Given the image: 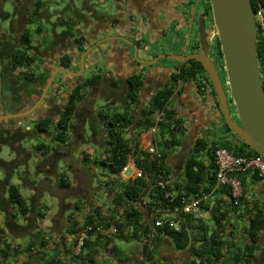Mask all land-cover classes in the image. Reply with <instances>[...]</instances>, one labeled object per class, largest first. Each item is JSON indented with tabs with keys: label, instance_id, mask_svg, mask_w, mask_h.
Returning <instances> with one entry per match:
<instances>
[{
	"label": "trees",
	"instance_id": "16d2710c",
	"mask_svg": "<svg viewBox=\"0 0 264 264\" xmlns=\"http://www.w3.org/2000/svg\"><path fill=\"white\" fill-rule=\"evenodd\" d=\"M35 8V9H34ZM34 14H39L40 3H34ZM210 11V7L208 8ZM254 9V5H253ZM32 13V16H33ZM36 17V16H35ZM34 22H31L33 24ZM36 32H39L37 29ZM258 34V31H257ZM30 33L25 30L19 37V48L14 51L0 52V60H7L8 63L2 67V73L7 76L13 73L17 68L26 69L35 61L36 57L29 55L27 49L30 44ZM216 52L222 57L218 40H215ZM139 46V45H137ZM199 49L198 42L191 51ZM264 47L261 40L256 37V54L258 65L261 69V59ZM60 66L68 68L70 66V57L61 58ZM25 82L29 83L36 80V76L32 72L22 73ZM100 75L88 78L83 85L76 86L69 94L67 107L63 112L61 120L54 126L53 142L65 145L69 140L67 132V123L73 120H80L82 113H76L78 103L83 100L81 90L84 88H93L99 84ZM195 82L198 91L210 88V95L214 99L216 111L220 114L218 102L215 93L206 77L202 66L194 60L182 62L177 71L169 73V82L166 86L159 90L151 99L148 110H141L139 91L143 82L139 75L133 74L127 77V93L125 102L127 109L120 113H110L108 110L101 111L99 115V124L105 132V150L103 156L96 160L84 162H92L94 165H100L108 170L112 176H118L121 170L131 159L135 167L141 171V175L128 183H119L118 191L113 194V213L109 217H103L97 209L89 211L86 215L80 229L83 231L87 227L92 230L87 233L83 239L82 246L77 253H67L60 258L58 249L48 251L45 246L48 240L41 238L40 233H33L36 223H40L46 217L48 207L35 206V195L24 199L19 188L14 185L7 187L6 193L8 198L0 199V209L7 211L5 215V227L11 234H22L28 237L27 243L16 245L4 242L0 249V256L4 260L15 259L19 256H26L31 264H96V255L99 249L107 250L106 247L111 245L112 238L122 242H143V258L135 264H156L153 262L154 254H157V247L163 238H166L174 245L177 251H184L189 245L194 243L190 248V259L186 264H253L255 259L254 253L260 250V237L264 233V210L256 203L239 215L240 218L247 217V225L242 227L244 234L243 242L231 243L228 245L226 236H231L233 231L229 232L228 212L224 210L225 202L232 214H237L244 204V194L242 195L237 206L233 205L228 195V190L222 188L217 191L218 196H227V201L216 199L208 210V219L205 222L196 221L198 224L192 226L190 222H194L193 218L186 215L183 216V222L178 232L167 228H153L156 218L160 217L163 210L173 212L174 208H180L182 197L189 199L195 198L202 193H208L214 187L215 166L212 162V153L215 147L225 148L235 156H251L259 155L249 148L247 144L239 141L236 137L235 141L222 138L220 141L208 142L203 137H199L191 145L188 155L182 162V170L180 179L170 181L172 175V167L169 165V158L172 151L181 145V137L184 129H182L184 120L169 105L170 98L173 94L174 87L178 82L187 83ZM117 84V83H116ZM264 91V85L262 86ZM165 111L164 122L159 125L158 135L160 140H156V148L159 156H152L147 151L140 148L137 140L132 142L124 138L128 129H136V139L139 134L146 132L150 127V118L155 111ZM35 127L34 133H47L48 128L42 125H49V119L41 122ZM223 130L228 134L231 132L229 128L223 124ZM161 129L167 130V137ZM96 132L94 131V135ZM177 137H180L178 140ZM36 151H43L46 156L51 148L46 146H36ZM247 175V174H244ZM240 176L243 184L242 177ZM166 184L165 189L158 187V182ZM59 188L66 189L69 186L65 174H60L58 180ZM173 196V201L165 199V193ZM77 209V204L75 205ZM181 215V214H180ZM30 216V219H27ZM19 217L22 218L23 224L19 225ZM69 218H72L70 216ZM37 223V224H38ZM211 223V224H208ZM76 223L72 221L70 227L66 230V234L72 237L74 246L78 244L80 232L73 227ZM111 227L115 230L114 234L101 235L99 228L108 231ZM232 228V227H231ZM196 234L194 235V233ZM96 234L94 241L90 237ZM39 237L38 248L35 245V237ZM114 236V237H113ZM34 237V238H33ZM65 238L61 239V243ZM195 243L198 244L195 246ZM228 251V255L224 251ZM108 251L118 257L116 246L112 245ZM128 258L119 260V262H128Z\"/></svg>",
	"mask_w": 264,
	"mask_h": 264
},
{
	"label": "rangeland",
	"instance_id": "374dc122",
	"mask_svg": "<svg viewBox=\"0 0 264 264\" xmlns=\"http://www.w3.org/2000/svg\"><path fill=\"white\" fill-rule=\"evenodd\" d=\"M187 1L188 0H184V7L186 5L184 10V16L186 18V22H184L185 24L183 23L181 27L175 26L173 28L174 32L168 34V36L164 39L163 43L160 45L161 48L165 47L166 45V47L164 48V52H165L163 53L164 55H174L175 53L184 55V52L187 55L195 46V43L198 40L195 17L197 16V14L204 13L205 11L204 8L208 7L209 4L207 2L209 0H193L194 1L193 5L190 7L189 6L187 7V3H188ZM36 2L40 3V11L38 12L40 14L37 15L33 13L35 8L31 10L34 7L33 4ZM81 3H82L81 0H0V48H1L0 52L11 51L15 49L19 44L20 31L16 33L18 30L17 21L19 17L21 18L24 17V15H26V13L30 11H32L33 13L32 17L36 16L37 19L33 21L34 24L29 25L30 28L29 30H31V36H32L31 44L37 45V41L41 37L42 40L47 39L44 33L48 32L51 35L53 33L59 34L63 29H65L66 25L64 27L60 23L61 22L65 23L68 19L75 18L74 14L71 11L75 6L80 9ZM87 3L88 4L94 3L96 6L95 8H98L99 12L104 11L106 12V14L117 13L115 7L117 2H115L114 0H89L87 1ZM121 10L127 13L125 7H122ZM207 17L208 18L205 21V27L206 30L210 32L209 33L210 57L213 60L216 69L218 71V74L221 78V81L223 83V86L227 91V96L230 97L228 92V87L226 84L225 71L223 69V59L216 52L215 40L217 37L212 23L211 9ZM28 19H30V17ZM128 23L130 24V27H132V31H140V33L145 36V37L140 36L141 40L143 39L145 41H149V34L145 35V31H141L142 29L141 25L144 29L146 28L145 23H143L142 20L137 18L132 20L130 19V22ZM35 25L39 26L43 30L42 36L38 37V35L34 33ZM70 28L73 29L74 26ZM116 34H118L117 30L110 33V35H114L115 37L117 36ZM119 36L122 37V34H119ZM49 39L50 38H48V40ZM155 39L156 37L153 39L152 43H150L151 45L149 49L150 52L148 54L151 56H153L155 53L158 52L156 46L158 40L155 41ZM184 42L186 43L187 47L189 46L191 47L184 49L185 46ZM169 46L172 47V49H169ZM171 50L173 52H171ZM102 56L103 57L100 64L101 66H104L103 58L105 57L103 52H102ZM140 57L143 56L141 54V51L139 50L138 58ZM37 60L38 59L36 57V61ZM39 62L41 61L38 60L37 61L38 64L31 65L30 67L27 68V70L22 69L20 74L22 75V73L32 72L34 76L38 75L37 78L43 77L44 79H47L49 73L45 74L46 71L43 70L44 65L42 63L39 64ZM176 62H177L176 60L173 61V60L161 59L159 60V63L157 65L159 66V65H163L164 63H168L169 65L171 64L172 66H175ZM4 63H5L4 65H6L8 61L4 60ZM84 64L86 65V70H84L81 76H79L77 79L80 78L86 79L90 77V69H92V66L91 65L90 67L88 66L87 59L85 60ZM3 66L0 64V71H1V67ZM77 67L79 68V64H75L73 66L74 70H78ZM55 68H53L52 70H54ZM20 74H17V71H15L14 73H11L9 76L3 78L2 81L0 82V109L5 110L4 113L0 112L1 114L3 113L4 115H10L16 111L18 112L19 110H14L16 106H18V104H23L26 100L27 101L35 100V97H37V95H34V93L23 94V96H25L26 98L22 97L21 101L15 103V105H11V103H13L11 101L12 93H14V90L17 91L18 90L17 88L20 89L22 85V82L21 84H17V85L14 84V81L16 83L18 82L19 79H21ZM59 76L66 77V79L69 78L72 79L71 76L67 75L64 72H60ZM153 77L151 79H153ZM66 81H67L66 86H63L62 84L63 82H61L60 85H58L59 87L56 89V91L53 92L54 97H58V100L60 101L61 99H65L63 101H66V99L70 94L71 87H73V85L75 84V83L74 84L71 83L70 80H66ZM79 83H81V81ZM41 86H43V84ZM54 87L55 86L53 85L52 91L54 90ZM8 90H12V91L6 92ZM207 90L211 91L209 87L205 88L203 91L206 92ZM205 92H201V93L206 95ZM86 99H89V97L86 96ZM121 101L124 103V100L122 98ZM120 109L123 108L116 106L114 110L121 113ZM142 109L145 108H141V110ZM230 113L232 118L235 121H237L236 112L233 106L230 107ZM19 120L21 122L19 126L21 127L26 126L24 123H22L25 122L24 118H21ZM219 120H220V124L223 125L224 122L222 120L221 115L219 116ZM82 121L83 119L73 122L74 129L73 132L70 135H68L69 140L66 145H61L53 142V134H52L54 131L53 125L48 128L47 133L36 134L34 133V131H32L33 127H31V125L29 124L31 130L25 129L22 132L24 140L21 143L20 150L23 151H21L19 155V161L18 163H15L16 164L15 166L12 165L9 166L10 173H12L10 176V181H11L10 184L17 186L19 188L20 195L24 199H27L29 195H35L36 208L43 206L48 207V211H44L46 212L45 219L40 223L37 222L38 224L36 223V228H34L33 233L36 234L37 232H39L41 238L48 240V244L45 246L46 250L51 251L52 249L55 248L58 249L61 254L60 258H62L64 254H66V251L69 254L77 253V245L74 246V241H72V237L66 234V230L70 227L72 221L76 223V226L73 228L80 232L79 238L82 237L83 231L80 229V227L82 226L85 216L90 214L89 211L93 209H97L101 212L103 217L105 218L109 217L110 214L113 213L112 198H113V194L118 191V186H119L118 184L124 182L128 183L129 181H131V180H126L121 175V173L115 177L109 174L108 170L101 167L100 165L97 164L94 165L92 164V162L83 161L84 157H87V161L88 160L94 161L98 158L101 159V157L103 156V149L105 147L106 135L105 132H103L102 126L99 124L98 121H96V119H93V121H88L87 124H85L84 122L82 123ZM88 124L92 125L91 129L88 126ZM182 129H184L183 126ZM94 131L96 132L95 135H94ZM135 131L136 129L134 128L128 129L126 134H124V138L130 142L131 140L132 142L136 141V137H134L136 134ZM183 131H187V130L184 129ZM161 132H163L167 137L166 129H161ZM192 133L193 131L190 132L187 131L186 134L184 132L183 136L181 137L180 151L178 152L176 149L172 151L170 154L171 158L169 159H173L171 161H173L174 164H172L171 161H169L168 163L172 167L173 174L178 175L175 177L176 180L180 179L181 174H179V172L181 170L182 162L185 159V157L188 155V152L191 149V145L194 143V142L192 143L191 141V138L193 137ZM227 136L231 137V139H233L234 141L236 139L235 136H233L232 132H229ZM177 138L178 140H180V137ZM155 139L157 141L160 140L159 136L157 135ZM38 145L39 146L44 145L47 148H51V149L46 156H43L42 155L43 152L36 151L35 149V147ZM30 153L33 155L27 158L28 154L30 155ZM0 159L3 161H10V159H13L12 152L8 147H3L0 153ZM131 162L132 160L130 159L129 163ZM6 172L7 169L5 168L1 169L0 167V176L3 174L5 178ZM60 174L66 175L67 181L69 183V186L66 189L59 188L58 186V180ZM173 180L175 179H173V177H170V181ZM7 198L8 196L6 194L5 199ZM76 204L78 206L77 209L75 208ZM6 214L7 211L5 212L0 209V249L3 246L4 242L12 244L13 247H16V245L18 244L24 246L28 241V237L22 236V234L20 233L11 234L6 229L5 227ZM70 216H72V218H69ZM19 219L20 220L18 224L22 225L23 220L20 217ZM28 219H30V216L25 220ZM207 219L208 218H205V220L201 222H205L207 221ZM190 224L192 226L193 225L196 226L198 222L194 221V222H190ZM246 225H247V220L243 221L242 218L238 219V222L236 220V224H235L236 229L234 232V235H236V237L234 243L243 242L244 234L242 232L243 229L242 227ZM230 227L233 228L234 227L233 224ZM99 229L100 230H98V232L103 236L104 235L110 236V234H114V232H112L113 227H111L108 231L102 230L103 228H99ZM195 234L196 232L194 233V235ZM240 235H243L242 238ZM62 238H65V240H63V242L61 243ZM94 238H96V234L90 237L91 241H94ZM34 239H35L36 248L39 249L38 248L39 237L37 236ZM166 241H168V239L163 238L162 242H160V244L158 245L156 249L157 254L153 255L154 256L153 262L158 264H186L190 259L189 252H190V248L194 245V243L191 242L189 247L184 251H177L174 249V245L171 242H166ZM111 244L116 246L118 250V257H115L111 253V251L110 252L108 251V249L110 248L108 246V248L106 247L107 250L99 249L96 255V264H135V261H139L140 259L135 260L134 257L143 258L142 256L143 242H139V243L122 242L112 238ZM161 245H163L165 250L168 251V254L160 253ZM197 245L198 244L195 243V246ZM260 249H261V239H260ZM258 256H256L255 258L257 259ZM124 258H128L129 261L123 263L119 262V260H123ZM0 264H31V263L27 260L26 256H19L18 258L9 259V260H4L0 256Z\"/></svg>",
	"mask_w": 264,
	"mask_h": 264
},
{
	"label": "flooded vegetation",
	"instance_id": "af4514ba",
	"mask_svg": "<svg viewBox=\"0 0 264 264\" xmlns=\"http://www.w3.org/2000/svg\"><path fill=\"white\" fill-rule=\"evenodd\" d=\"M87 1L89 0H84V2L81 3L80 9L75 6L73 10L71 11L74 14V17L76 19L71 18V19H68L65 23L64 22L60 23L64 27L66 25V27L59 34L53 33L51 35L48 32H46L44 34L47 37V39L42 40V37H41L37 41V45L30 44V46L26 48L27 53L29 55L35 56L37 57L38 60L41 61L39 62V64L42 63L44 65L43 70L46 71L45 74L49 73V75L47 79H44L43 77L37 78L38 75H36L35 81L33 80L32 82L27 83L25 82V80H23V77L20 74L22 69L17 68L15 70L17 71V74H20L21 79L19 80L21 81L18 80V82L16 83L14 81V84L15 85L21 84L22 82V85L20 89L17 88L18 90L17 91L15 90V92L12 94L11 101L13 103L11 104H15L21 101L22 97L26 98L25 96H23V94L34 93V95H37V97H35V100H32L31 102L27 103V108L25 110L21 109L18 112H15L13 114L25 112L39 100L42 94V90L44 89L52 72L58 67H63L59 65L61 58L65 56L70 57V66L67 69H70L71 71L76 72L78 70H74L73 66L75 64H79L80 57L88 49H91V51L88 52L86 55H84V62L87 59L88 66L89 67L90 65L92 66V69H90V77L95 76V75H100L101 80L97 86L93 88H84L80 92L81 94H83L84 98L80 103H78L77 108H76V113H82V116L80 119H83L82 123L84 122L85 124H87L88 121H93V119H96V121H99L98 118H99L101 111L108 110L110 113L111 112L114 113V112H117L114 110L116 106L123 108V109H120L121 113L127 109V105L125 102V96L127 93L128 85H127L126 80H127V77L133 74L139 75L142 79L143 85L139 91V99H140L139 101H140V106L146 103V105H144L143 108H145V111H147L149 104L151 102V99L154 97V95L159 90L163 89L166 86V84H168L169 73L177 71V69L181 66L182 62H179V61L176 62L175 66H172L171 64L169 65L168 63H164L163 65L158 66L157 64L159 63V60L152 67L143 66L142 64L136 63L133 60V50L130 46L124 44L121 41H116V40H110L108 42L103 41L106 38L115 37L114 35H110V33L117 30L116 24L121 23V18H119V13H120L119 11H121L122 7L126 8L127 13L125 14L124 18L128 20V22H130V19L132 20V19L137 18V19L142 20L143 23L146 24V20L148 19V15H149L148 11L150 10L147 11L146 9L143 11V8L145 7V5H152L153 7H157V6L160 7L162 5L161 9L168 13L167 11L168 7H165L163 5L164 4L163 0H114L115 2H117L115 6L117 10L116 14H106V12L102 11L100 13H102V15L104 16L99 15L98 17L96 16L94 18L93 13H92L91 14L92 17L89 19L90 21L85 20V14H84L87 12L86 11L88 7ZM187 2H188L187 7L188 6L190 7L193 5L194 1L188 0ZM207 3L209 4V1ZM185 4H186V1H185ZM209 6L210 5H208V7ZM95 7L96 6L94 3H90V6L88 7V9L90 10L93 9L95 11L96 9H98ZM208 7L204 8L205 11L203 15L205 17V21L208 18L207 17L208 14L210 13ZM31 10H33V8ZM199 15L200 14H197V16L195 17L196 26H197V19ZM29 17L30 19H28ZM36 19H37L36 17H32V11L26 13V15H24V17L22 18L19 17L17 21L18 30L16 32L18 33L20 31L19 37L24 33L25 30H28L31 35V30H29L30 29L29 25H32L31 22H33ZM72 26H74L73 29L70 28ZM141 28L142 30L144 29L142 25H141ZM37 29H39V32H36ZM34 33L37 34L38 37H40L43 35V30L39 26L35 25ZM117 33L118 34L116 35L118 37H121L119 36V34L121 33L118 31ZM140 36L141 35L139 34L136 36L134 35L133 37L132 35L130 36V34L128 35L122 34L123 38L133 42V44L137 47V57H138V51L139 50L141 51V54L143 57H140L139 59L151 61L153 60L154 57L158 56V54L165 53L164 48L166 47V45L165 47H162V48L160 46L163 43L164 39L166 38V35H164V32L160 34V36L159 34L158 36H156L155 41L158 40L156 44L158 52L155 53L153 56L148 54L150 52L149 50L151 46L150 43H152L153 40L151 39L150 36H149V41H145L143 39L141 40ZM48 38L50 39L48 40ZM31 39H32V36H30V41ZM261 45L264 47L263 43H261ZM18 48H19V44L17 45L15 49L11 51H14ZM196 51H191V52H196ZM102 52L105 57L103 58L104 66H101L100 64L102 57H103ZM112 52L113 53L117 52L116 55L118 56V58H120V65L127 67L128 70L124 76H121L119 72H117L116 70L109 71L107 69L108 58L106 56L109 53H111L110 55H112L113 54ZM96 55L99 56L100 60H98V57ZM174 55H180V54L175 53ZM262 56H263V53H262ZM90 57H92L91 60L89 59ZM37 61H35L32 65L38 64ZM0 64L3 66L5 64L4 60H0ZM261 65L264 66L263 60H261ZM53 68L55 69L52 70ZM159 68H162V69H159ZM261 69L262 70H260V72H262L264 76V69L263 68ZM84 70H86L85 64H84ZM60 72H58L57 75L55 76L49 90L46 92L44 98L42 99L38 107L32 113L28 114L25 117H22L25 119V122H22V123H24L26 126L24 127L19 126L21 124L19 119L21 118L0 121V153L3 147H8L11 150L12 157H13V159H10V161H3L0 159L1 169L3 168L7 169L5 178L3 174L0 176V199L2 198L4 200L5 195L7 194L6 193L7 187L9 185H12L10 184L11 183L10 176L12 173H10L9 166L10 165L15 166L16 165L15 163H18L19 155L21 151H23V150H20L21 143L24 140L23 135H22L23 130L25 129L31 130L29 127V124H30L31 127H33L32 131H34L36 126H38L39 124H42L41 122L47 119H49L51 123L48 126L42 125L43 128H49L52 125L57 126V123L61 120L63 112L65 111L67 107L68 98L66 99V101H63L65 99H61L60 101L58 100V97H54L53 92L56 91V89L59 87L58 85H60L61 82H63L62 83L63 86H66L67 85L66 80H70V82L73 84L75 83L73 87H71L70 89V92H71L73 88H75L76 86L83 85L84 82L88 78H90L88 77L86 79H83V78L77 79L78 77H72V79L70 78L66 79V77L59 76ZM0 75H1L0 82L2 81L3 78L9 76V75L5 76L2 73V67H1ZM152 77L153 79H151ZM79 80L81 81V83H79L80 82ZM42 84L43 86H41ZM53 85L55 87H54V90L52 91ZM86 96H88L89 99H86ZM121 98L124 100V103L121 101ZM0 116H5V115L4 114L1 115L0 113ZM73 122L74 121L71 120L70 122L67 123V126H66V129L69 135L73 132V129H74ZM88 126L90 127V129L92 128L91 124H88ZM194 131L192 133L193 137L191 138L192 143L196 139H198V135H197L198 131H195V132ZM199 133L201 134L199 136L205 139V136L203 135L204 133L203 132H199ZM207 141L211 142L210 137H208ZM29 157H31V154L30 155L28 154L27 158ZM253 264H261V249L259 251L258 258L254 259Z\"/></svg>",
	"mask_w": 264,
	"mask_h": 264
},
{
	"label": "water",
	"instance_id": "95a60500",
	"mask_svg": "<svg viewBox=\"0 0 264 264\" xmlns=\"http://www.w3.org/2000/svg\"><path fill=\"white\" fill-rule=\"evenodd\" d=\"M209 5L230 97L227 96V91L210 57V32L206 30L203 14L197 19L199 50L187 55L160 54L151 61L142 60L137 57V47L133 42L123 37H110L103 41L116 40L130 46L133 50V60L143 66L152 67L161 59L179 62L197 61L215 93L224 124L239 141L264 157V91L256 54V29L251 2L250 0H209ZM90 51L91 49H88L80 57L78 71L74 72L65 67L56 68L50 75L39 100L31 108L22 113L0 116V121L19 119L32 113L44 98L58 72L79 77L84 70V55ZM231 106L235 109L237 121L231 116Z\"/></svg>",
	"mask_w": 264,
	"mask_h": 264
},
{
	"label": "crops",
	"instance_id": "0c3cea01",
	"mask_svg": "<svg viewBox=\"0 0 264 264\" xmlns=\"http://www.w3.org/2000/svg\"><path fill=\"white\" fill-rule=\"evenodd\" d=\"M163 3H164L163 5L165 7H168L167 8L168 13L161 9L162 5L160 7H158V6L153 7L152 5H145V7L143 8V11L146 9H147V11L148 10H150V11H148L149 15H148V19L146 20V24H145L146 28L143 30L141 29V31H145V35H148V34H149V36L151 35L152 40L156 36H158V34L160 36V34H162L163 32H164V35H166V37H167L168 34H170L171 32H174L173 28L175 26L181 27L183 25V23L186 22V18L184 16V10H185L184 0H163ZM89 6H90V4H88V7ZM88 7L86 10L87 12L84 13L86 21H90L89 19L92 17L91 16L92 13H93L94 18L96 16L98 17L99 15L104 16V15H102V13H100L98 11V9H96L94 11L93 9H91V10L88 9ZM88 10H89V12H88ZM125 14H126V12H124L123 10H121V12L119 13V18H121V23L116 24L117 31L120 32L121 34H124V35H126V34L132 35V33H133L132 36H134V35L136 36L139 34L142 37H145L144 35H142L140 33V31H132V27H130V25L128 24V20H126L124 18ZM88 15H89V17H88ZM176 44H178V43H176ZM184 45H185L184 49L191 47V46L187 47L185 42H184ZM169 49H172V47L169 46ZM171 52H173V51L171 50ZM189 53H191V51ZM110 54L111 53L107 54V56H106L108 58L107 69L109 71L116 70L117 72H119V74L121 76H124L127 73V70H128L127 67L120 65V58H118V56L116 55L117 52H114L112 55H110ZM184 55H186L185 52H184ZM96 56L98 57V60H100L99 56L98 55H96ZM89 59L91 60L92 57H90ZM146 87H147V85H146ZM10 91H12V90H8L6 92H10ZM14 92H15V90H14ZM205 94L206 95H204L198 91L197 84L195 82H192V81L187 82V83L178 82L177 85L174 87V91H173V94L170 98L169 105L175 110V112L178 113V115L181 114L179 116L184 120L183 128L185 130H187L188 132L194 131V130L198 131V133H197L198 137H201V136H199V135H201L199 132H203L205 139L207 140L208 137H210L211 142H215V141L218 142L222 138L232 140L231 137H228L227 134L223 131L222 125L220 124V120H219L220 115L216 111V108L214 106V99L210 95V92L207 90L205 92ZM31 101L26 100L23 104H18V106H16V108L14 110H20V109L25 110L27 108V102H31ZM11 105H15V104H11ZM144 105H146V103L142 104L141 108H143ZM0 112L4 113L5 110H1ZM187 131H184L185 134L187 133ZM135 132H132V133H135ZM134 137H136V136H134ZM150 138L151 137L146 132H144V133L139 134V136L136 140H137L140 148H142L143 150L146 151V148L148 146V142H149ZM155 138H156V136H155ZM105 140H106V138H105ZM180 148H181V145H180V147L177 148L178 152L180 151ZM24 149H25V147H24ZM104 150H105V147H104L103 151ZM41 152H43V151H41ZM31 155H33V154H31ZM171 160H173V159H169V161H171ZM171 162H172V164H174L173 161H171ZM181 170H182V167H181ZM181 170H180L179 174H181ZM176 176H178V175H174L172 172L171 177H173V179H176L175 178ZM242 180H243L242 185H243V194H244V204L242 205V208L240 209V211L237 212V214H235V215L232 214V212L230 211V208L227 207L228 202H225V201H227L226 199H218L220 201L225 202L224 210L228 212V218H227L228 224H229L228 230H229V232L231 230L233 231V234L231 236L226 237V239L228 241V245H231V243H234V240L236 237V235H234V232L236 229L235 224H236V220L238 222V219H240L239 215L241 213H244V211L246 209L248 210L253 203L258 204L264 210V179L259 178L256 175L247 174V175H244L242 177ZM245 218L246 217L243 218V221L246 220ZM232 222H234V223H232ZM232 224L234 226L233 228L230 227ZM240 236L242 238L243 235H240ZM94 240H95V238H94ZM164 242H165V240H164ZM166 242H169V240ZM137 243H139V242H137ZM163 245H161L162 247L160 246V248H161L160 253L161 254L162 253L168 254V251L165 250ZM110 246H112V244ZM224 253H225V256H226V254L228 255V251L225 250ZM258 254H259V251L255 252L254 256L256 257V256H258ZM134 259L135 260H139V259L141 260L142 258L134 257ZM139 261H135V263H137ZM156 264H158V263H156ZM261 264H264V233L261 234Z\"/></svg>",
	"mask_w": 264,
	"mask_h": 264
},
{
	"label": "built area",
	"instance_id": "2783aa9c",
	"mask_svg": "<svg viewBox=\"0 0 264 264\" xmlns=\"http://www.w3.org/2000/svg\"><path fill=\"white\" fill-rule=\"evenodd\" d=\"M250 2L252 9L254 5L253 20L256 29V37L258 36V39L264 44V0H250ZM262 57L263 59L261 60H263L264 63V51ZM261 68L264 69V66L261 65ZM260 81L263 86L264 76L262 72H260ZM164 117L165 111L161 110L152 113L150 118V127L146 133L151 138L148 142L146 151L152 156H159L156 148L155 136L159 132V125L164 122ZM212 162L215 166L214 187L208 193H202L195 198L186 199L182 197L180 199L181 207L174 208L173 212L163 210L161 216L155 219L153 228H167L178 232L183 222V216L186 215L192 217L194 221H203L205 218H208L207 209L213 205L216 199H228L225 195L218 196L217 191L222 188L228 190V195L233 205L237 206L243 195V185L240 176L251 174L264 179V157L261 155L235 156L225 148L217 146L212 153ZM120 173L126 180H133L141 175V171L135 167L133 161L131 163L128 162ZM158 187L163 190L166 184L160 181L158 182ZM164 196L165 199L169 201H173L174 199L168 192L165 193ZM251 208L252 207H250V210ZM91 230L92 227H87L83 230L82 237L78 239L77 252L82 246L83 239ZM112 232H115V230L113 229Z\"/></svg>",
	"mask_w": 264,
	"mask_h": 264
}]
</instances>
